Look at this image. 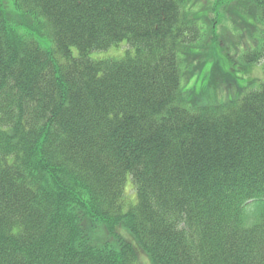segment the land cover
<instances>
[{"label":"trees","instance_id":"16d2710c","mask_svg":"<svg viewBox=\"0 0 264 264\" xmlns=\"http://www.w3.org/2000/svg\"><path fill=\"white\" fill-rule=\"evenodd\" d=\"M189 1L0 0V264H264V79Z\"/></svg>","mask_w":264,"mask_h":264},{"label":"rangeland","instance_id":"374dc122","mask_svg":"<svg viewBox=\"0 0 264 264\" xmlns=\"http://www.w3.org/2000/svg\"><path fill=\"white\" fill-rule=\"evenodd\" d=\"M191 2H194L192 11L198 17L199 23H201L202 26V32L204 33V36L207 37L199 43L200 45L195 46L199 48L201 53L210 56L211 59L206 61L205 65L210 62H215L216 60H218L219 63H222L223 61L221 60L225 58L226 55H231L233 56V64L235 66L233 72L236 74L237 80H241L242 77L246 76L249 79L252 77L257 81L253 83L254 85L252 87H259L260 81L264 79V56L255 62L256 65L242 63L241 60V57L247 53L248 49L253 47L255 40L261 35L258 26L255 28L251 27L250 22L252 21V18L249 19L251 14L248 10L247 0H231L229 3L224 4H220L217 0H205V2L191 0ZM228 9L232 11V14ZM214 33L218 38L213 42V40L210 39V35ZM209 42H213L214 44ZM126 45L127 43L125 41L120 44L119 47L110 49L108 52L100 51L98 53H93L92 57L120 58L121 55L127 52L128 48H126ZM216 53L220 54L219 58L216 56ZM201 73H203V69L198 71L196 75L200 76ZM224 76H226V80H219L218 84H216L221 94L213 93L210 96L214 102L225 99L228 100L233 96L242 94V90H239L238 88L230 92L231 85L229 79L231 77L228 74ZM243 85L246 86L247 83H244ZM129 182L131 183L129 184V187L127 186V192L132 195L133 181L131 178ZM252 217H254V213ZM252 217L248 218V222L252 221ZM247 224L251 225L249 223ZM126 237L128 238L127 235ZM142 257L147 259V264H153L149 256L142 250L138 264H142Z\"/></svg>","mask_w":264,"mask_h":264}]
</instances>
